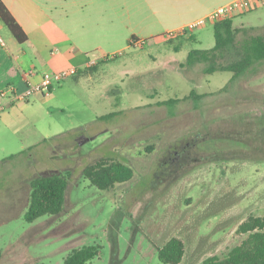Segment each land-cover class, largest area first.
Returning a JSON list of instances; mask_svg holds the SVG:
<instances>
[{
    "label": "rangeland",
    "instance_id": "rangeland-1",
    "mask_svg": "<svg viewBox=\"0 0 264 264\" xmlns=\"http://www.w3.org/2000/svg\"><path fill=\"white\" fill-rule=\"evenodd\" d=\"M237 13L235 27L263 31L264 3ZM214 44L213 24L158 35L56 83L45 103L0 113V264H63L84 245L101 246L87 264H165L158 249L172 237L180 264H202L247 237L239 225L264 215V59L231 83L232 72L186 64ZM192 91L208 95L159 104ZM104 159L133 177L93 185L83 170ZM52 173L69 181L63 210L26 221L31 179Z\"/></svg>",
    "mask_w": 264,
    "mask_h": 264
},
{
    "label": "crops",
    "instance_id": "crops-1",
    "mask_svg": "<svg viewBox=\"0 0 264 264\" xmlns=\"http://www.w3.org/2000/svg\"><path fill=\"white\" fill-rule=\"evenodd\" d=\"M3 1L28 36L25 42H19L5 24L0 29L5 41V44L0 42V104L9 109L14 108V103L9 102V94H1L2 90L23 91L25 72L31 69L38 71L31 77L33 81H39L44 72L70 67L79 72L109 54L135 47L133 36L145 43L232 0ZM237 14L230 16L234 24L240 18ZM56 85L49 94L36 93L32 97L34 102H47Z\"/></svg>",
    "mask_w": 264,
    "mask_h": 264
},
{
    "label": "trees",
    "instance_id": "trees-1",
    "mask_svg": "<svg viewBox=\"0 0 264 264\" xmlns=\"http://www.w3.org/2000/svg\"><path fill=\"white\" fill-rule=\"evenodd\" d=\"M0 16L5 26L19 42H25L28 39L23 27L3 0H0ZM262 28L261 33H253L257 27H235L231 17L216 22L213 25L214 46L191 49L187 55L186 64L192 66L197 63H205L203 71L206 74L216 71L232 72L231 83L246 73L254 64L264 59V27ZM240 34L243 35L241 39L239 38ZM138 42V38L133 36V46H136ZM176 50L179 51V47H176ZM231 55H233L232 58L229 57ZM97 66L94 64L79 70V72L89 73L94 71ZM206 95L208 94L192 91L182 99L172 98L159 102V104H174L189 98L199 101ZM83 174L93 185L106 190L116 183L130 180L134 171L125 162L104 159L84 168ZM30 186L31 194L25 213L26 221L32 223L45 215H56L63 210L69 187V181L65 175L52 173L36 176L31 179ZM238 233L246 234L247 237L235 246L226 257L211 256L205 259L202 264H264V215H250L239 225ZM100 252L101 246L99 245H84L74 248L65 258L63 264H87L99 256ZM184 253L185 245L178 237H172L158 249V257L165 264H180ZM1 256L0 251V258Z\"/></svg>",
    "mask_w": 264,
    "mask_h": 264
},
{
    "label": "built area",
    "instance_id": "built-area-1",
    "mask_svg": "<svg viewBox=\"0 0 264 264\" xmlns=\"http://www.w3.org/2000/svg\"><path fill=\"white\" fill-rule=\"evenodd\" d=\"M264 3V0H232L229 3L217 8L216 10L208 13L207 15L192 21L186 25H183L177 29L170 30L163 34L168 39L174 38L179 34L186 33L188 31H195L200 27H204L208 24H215L227 17L234 15L237 12H249L253 9H256L261 4ZM4 25L3 20L0 16V29ZM0 42L5 44L3 36L0 33ZM138 42L136 46L139 44ZM78 70L75 67H70L54 72H44L41 75V79L39 81L31 80L33 75L38 74L36 69H31L25 72L26 76V88L21 91L17 92L14 89H4L2 90L1 94L6 96L9 94V102L16 103L21 101L30 100L36 93H41L43 95L49 94L51 92L52 87L59 83L61 80L77 74ZM5 104H0V113L5 110Z\"/></svg>",
    "mask_w": 264,
    "mask_h": 264
},
{
    "label": "flooded vegetation",
    "instance_id": "flooded-vegetation-1",
    "mask_svg": "<svg viewBox=\"0 0 264 264\" xmlns=\"http://www.w3.org/2000/svg\"><path fill=\"white\" fill-rule=\"evenodd\" d=\"M175 160H177V158H176V157L172 159L171 163H173Z\"/></svg>",
    "mask_w": 264,
    "mask_h": 264
}]
</instances>
